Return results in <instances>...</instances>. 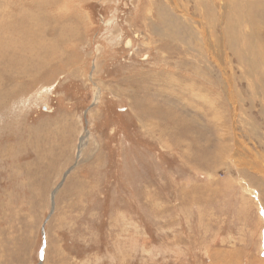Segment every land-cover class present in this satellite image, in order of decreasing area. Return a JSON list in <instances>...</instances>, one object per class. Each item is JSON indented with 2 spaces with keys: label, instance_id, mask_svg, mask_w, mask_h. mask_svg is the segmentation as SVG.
<instances>
[{
  "label": "rangeland",
  "instance_id": "rangeland-1",
  "mask_svg": "<svg viewBox=\"0 0 264 264\" xmlns=\"http://www.w3.org/2000/svg\"><path fill=\"white\" fill-rule=\"evenodd\" d=\"M0 83V264H264V0H0Z\"/></svg>",
  "mask_w": 264,
  "mask_h": 264
},
{
  "label": "bare ground",
  "instance_id": "bare-ground-1",
  "mask_svg": "<svg viewBox=\"0 0 264 264\" xmlns=\"http://www.w3.org/2000/svg\"><path fill=\"white\" fill-rule=\"evenodd\" d=\"M40 19H41V18H40ZM34 20H35V18H34ZM35 21H37V20H35ZM41 21H42V20H41ZM41 21H40V22H41ZM40 22H38V23H40ZM44 23H45V22H44ZM42 24H43V23H42ZM40 25H41V24H40ZM31 29H32V28H31ZM63 30H64V29H63ZM65 33H66V32H65ZM32 34H33V33H32ZM40 34H41V33H40ZM38 35H39V33H38ZM63 36H64V35H63ZM67 36H68V35H67ZM59 37H60V36H59ZM67 38H68V37H67ZM64 39H66V38H64ZM45 40H46V39H45ZM59 40H60V39H59ZM35 41H36V40H35ZM10 43H11V42H10ZM10 43H9V44H10ZM9 44H7V45H9ZM11 44H12V43H11ZM9 46H10V45H9ZM15 47H16V46H15ZM15 47H14V48H15ZM48 47H49V46H48ZM56 48H57V47H56ZM10 49H12V48H10ZM57 49H58V48H57ZM9 59H10V58H9ZM13 61H14V60H13ZM23 61H25V60H22V62H23ZM38 64H39V63H38ZM11 65H12V60L10 59V60H8V64L6 65L4 71H8V69H9V67H10ZM36 65H37V64H36ZM36 65H35V66H36ZM36 68H37V66H36ZM12 70L15 71V67H12ZM20 70L22 71L23 68H21ZM20 70H19V71H20ZM26 70H27V69H26ZM15 72H16V71H15ZM19 75H20V74H19ZM20 76H21V75H20ZM8 78H10V77H8ZM10 79H11V78H10ZM6 80H7V79H6ZM5 82H6V81H4V83H5ZM1 86H2V85H1V83H0V91L2 92L3 90H2V87H1Z\"/></svg>",
  "mask_w": 264,
  "mask_h": 264
}]
</instances>
